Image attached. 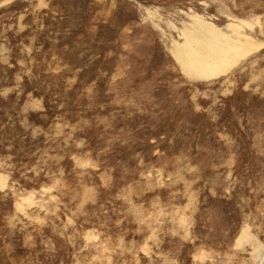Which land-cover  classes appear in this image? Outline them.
I'll list each match as a JSON object with an SVG mask.
<instances>
[{"label":"rangeland","instance_id":"obj_1","mask_svg":"<svg viewBox=\"0 0 264 264\" xmlns=\"http://www.w3.org/2000/svg\"><path fill=\"white\" fill-rule=\"evenodd\" d=\"M0 264H264V0H0Z\"/></svg>","mask_w":264,"mask_h":264},{"label":"bare ground","instance_id":"obj_2","mask_svg":"<svg viewBox=\"0 0 264 264\" xmlns=\"http://www.w3.org/2000/svg\"><path fill=\"white\" fill-rule=\"evenodd\" d=\"M211 50L214 49L212 43L210 44ZM188 50V49H187ZM186 52V50H184ZM188 52V51H187ZM186 59V66L190 65L193 71L198 73H211L215 72V69L222 64V62L216 61L208 62L201 58L200 56H193L192 53H186L184 56ZM209 59V58H208ZM211 61V60H210ZM218 65V66H217ZM218 71V70H217Z\"/></svg>","mask_w":264,"mask_h":264}]
</instances>
